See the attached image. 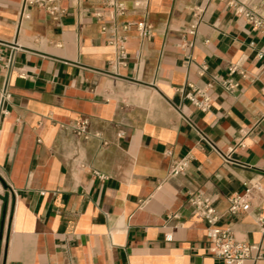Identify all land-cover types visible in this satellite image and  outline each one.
<instances>
[{
  "label": "crops",
  "instance_id": "1",
  "mask_svg": "<svg viewBox=\"0 0 264 264\" xmlns=\"http://www.w3.org/2000/svg\"><path fill=\"white\" fill-rule=\"evenodd\" d=\"M102 1L62 0L58 20L31 5L20 21L21 0H0V52L12 53L9 70L0 65L10 95L0 104V264H223L187 203L196 191L213 197L220 228L261 245L262 259L242 264H264V35L215 0H117L126 9L118 22L145 20L153 35L131 30L127 65L114 72V50L91 16ZM243 1L264 15V0ZM184 41L193 42L189 64ZM229 65L246 74L234 93L214 87L206 113L182 99L186 81L202 86ZM176 107L223 154L234 147L230 160ZM82 119L88 140L66 127ZM165 151L189 156L177 177ZM244 183L262 191L246 212L227 214Z\"/></svg>",
  "mask_w": 264,
  "mask_h": 264
},
{
  "label": "built area",
  "instance_id": "2",
  "mask_svg": "<svg viewBox=\"0 0 264 264\" xmlns=\"http://www.w3.org/2000/svg\"><path fill=\"white\" fill-rule=\"evenodd\" d=\"M62 0H21L19 7V20L28 19L29 15L27 8L31 5L43 9L47 15L52 19L58 20L62 17L66 10L61 8L60 3ZM76 2L77 0H72ZM210 2L213 0H203ZM222 3L227 9H229L235 17L243 19L254 31H257L264 35V15H261L253 6L248 5L243 0H215ZM138 1H135V5ZM202 12L200 7L194 10L193 16L196 20L193 21L189 30L188 35H195L196 27L199 22V14ZM126 13L125 7L117 0H103L101 3V9L95 11L91 16L96 20L100 21V34L104 36L107 45L111 46L114 50V58L108 64L114 72L118 69L124 68L127 65V51L126 42L127 35L131 30H134L138 37L142 40H150L153 35L152 25L141 20L138 22L122 21L118 22V19L123 17ZM107 17V21L104 18ZM182 49L188 51L186 53V64L192 61L190 50L193 47L192 41H184ZM12 51L17 47L12 46ZM256 57L261 59L264 57V51L256 52ZM12 62V53L4 59V56L0 52V65L5 71L9 70ZM207 65L201 63L198 65V76H205L207 73ZM245 77V72L235 65H229L227 67V75L220 77L217 74H210L207 81L202 86H196L193 83L186 81L181 89L182 99L189 103L194 109L201 113H206L211 108L212 98L210 91L214 87L228 92L234 93L238 89V82L235 76ZM10 95L7 91L2 89L0 91V104L8 101ZM180 113L182 119L187 125L195 131L199 140L211 151L220 155L224 161L230 160V155L234 151V147L230 148L226 154H223L216 145L210 141L197 127L185 116L179 107H176ZM69 131L83 140H88L91 135L88 131V121L86 119L77 120L66 126ZM98 136V135H94ZM239 147L243 148L244 145L239 142ZM165 156L170 158L169 171L170 177H177L183 171H185L189 165V156L185 155L179 160L171 157L170 151H165ZM264 172V163L261 168ZM93 174L102 179L103 177L96 172ZM243 192L241 194L233 193L227 197L228 207L227 214L238 215L246 212L250 205V199L253 193H260L262 187L260 183H244ZM213 197L206 195L200 191L190 192L187 195V203L192 207L193 213L196 219L204 224V234L208 243V252L210 255L221 261L223 264H242L245 261H259L263 257V250L260 244L245 243L237 241L229 230L220 228L218 225L220 215L213 205ZM257 224L260 233H264V217L257 219ZM170 237H165V240H169Z\"/></svg>",
  "mask_w": 264,
  "mask_h": 264
}]
</instances>
